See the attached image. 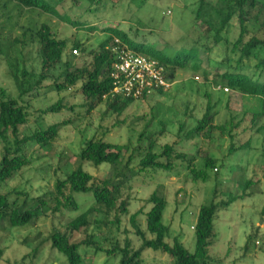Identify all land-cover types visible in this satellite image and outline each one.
<instances>
[{
	"label": "rangeland",
	"instance_id": "obj_1",
	"mask_svg": "<svg viewBox=\"0 0 264 264\" xmlns=\"http://www.w3.org/2000/svg\"><path fill=\"white\" fill-rule=\"evenodd\" d=\"M47 1L57 14L37 10L21 12L9 0H0V90H5L11 98L18 96L11 74L15 66L19 76L23 71L39 74L37 45L29 42V38L24 45L22 42L24 29L36 28L41 23H48L59 38L69 41L66 55L71 52L77 60L82 53L74 54L72 43L84 45L87 52L96 51L101 43L113 38L105 32L108 29L119 30L133 43L160 52L175 53L196 43L200 47L197 62L210 74L205 81L190 66L176 71L175 78L169 80L167 91L134 101L121 115L109 110L104 101L88 112L83 106L79 86L58 93L52 89L53 79L44 81L20 102L27 111L28 120L18 129L19 139L51 125L67 124L60 127L57 138L47 149L34 142L22 146V154L30 164L15 178L0 185V195L15 190L25 194L30 202L53 191L57 179L64 180L79 166L78 155L85 142L101 139L118 146L122 163L132 157L129 168L138 173L123 192V199L130 202L129 214H111L107 219L94 215L93 221L101 223L97 228L93 224L85 233L83 230L72 235L73 242H81L87 234L93 235L104 250L111 249L116 243L123 247L125 240L137 250L142 242L135 236L130 216L148 212L151 205L146 201L154 192L167 202L163 224L168 227L169 235L165 242L171 245L177 239L190 254H194L192 228L200 207L209 204L216 194L218 202L234 198L236 201L227 210H221L213 223L215 237L209 247L211 264H264V130L259 132L264 117L255 118L260 110L257 99L234 91L220 95L213 84L219 82L217 73L221 75L236 67L239 54L232 51V44L239 36L236 19L221 32L223 40L217 44L215 32L206 33L205 25L196 20L199 0H144L142 3L138 0L133 3L131 0H106L105 7L89 5L85 0ZM247 29L251 34H257L259 26L250 22ZM84 61L89 63L90 58ZM255 62L252 59L251 64ZM57 76L58 73H54V78ZM205 92L211 94L212 105L217 103L218 116L214 124L228 126L232 131L231 138L220 136L219 131L213 132L210 142H205L202 136H186L205 113L208 103ZM60 99L66 107L61 113H43ZM1 131L0 127V160L4 147L14 149V138L8 133L3 140ZM140 135L143 136L141 140ZM150 141L154 142L153 152L157 155L162 153L164 146L173 147L171 170L140 171V161L146 155ZM230 143L237 149H245L229 155ZM176 154L194 158L196 167L204 156L209 155L216 162V170L209 172L207 182H194L190 175L193 163L189 166L186 161L175 159ZM160 161L165 163L166 158ZM82 168L98 179H105L111 171L105 165L82 164ZM247 181L254 185L243 192ZM73 198L78 204L77 210L67 209L60 214L46 211L34 226L11 228L7 223H0V264H21L24 257H29L26 258L29 264H67L62 254L51 249L48 237L53 230L65 232L69 220L94 203L91 194L75 193ZM137 221L145 229V216L139 215ZM248 237L251 240L245 249ZM153 238L146 233L147 240ZM79 252L83 264H119L120 260L119 256L109 259L104 253L96 254L91 247H83ZM141 258L144 264H175L161 251L146 249Z\"/></svg>",
	"mask_w": 264,
	"mask_h": 264
},
{
	"label": "trees",
	"instance_id": "obj_2",
	"mask_svg": "<svg viewBox=\"0 0 264 264\" xmlns=\"http://www.w3.org/2000/svg\"><path fill=\"white\" fill-rule=\"evenodd\" d=\"M85 1L89 5L103 7L108 3L106 0ZM133 1L131 0L132 3ZM9 2L13 3L14 7L19 8L21 12L23 10H37L45 14H57L54 6L47 0H9ZM139 2L142 3L144 0H138ZM198 2V8L195 13L196 20H200L205 25L206 33H209L210 30L215 32V43L222 42L223 39L220 34L227 30L233 19H236L239 29V36L232 44V51L239 54L236 67L225 71L221 75L217 73L215 76L219 78V82L213 84L218 88L220 95H224V90L226 89V93L234 91L243 96L257 99L260 110L255 118H263L264 0H199ZM94 12L91 11V13ZM250 22L259 26L257 34H251L248 31L247 25ZM105 32L112 34L113 38L101 43L96 51L87 52V48L84 45L78 42L72 43L71 49L82 53V57L77 60L76 56L71 55V52L70 55H66L69 41L59 38L48 23H41L36 28L28 27L24 29V41L22 44L27 43L29 38V42L37 45L40 71L37 75L23 71L19 76L16 66L15 71L11 70L18 92L17 99L11 98L5 90H0L1 137L6 140L4 139L5 134L10 133L14 138L13 151L7 147L3 148L0 160V185L12 180L29 166L30 161L22 154V146L34 142L41 148L47 149L57 138L60 127L67 124L64 122L51 125L47 129L35 131L30 137L19 139L18 129L25 125L28 120L27 111L20 105V102L27 94L37 90L44 81L53 79L52 89L58 93L79 86V93L84 100L83 106L88 112H91L104 101L107 103L109 110L121 115L134 103L131 99H124L112 92L113 82L110 72L114 62V55L111 51V46L115 44V39L121 41L134 52L158 61L165 69V79L172 81L175 78L176 71L185 70L190 66L194 72L200 73L204 80L208 81L210 72L206 69L203 70L200 63L197 62V52L200 47H197L196 43H193L189 49L167 53L135 44L128 39L126 34L119 30L108 29ZM202 49L208 50L206 47H202ZM0 54H2L1 51ZM260 56L263 57L259 58ZM87 57L90 58L89 63L84 61ZM252 59L256 60L255 64H251ZM54 73H58L55 78ZM154 94H163V92L157 91ZM204 97L208 102L205 113L201 119L196 121L195 126L186 133V136L189 138L202 136L205 142H210L213 139V132L219 131L220 136L225 135L231 138L232 131L228 129V126L214 124L218 116L217 103L211 104V94L208 92H205ZM65 108L63 101L60 99L55 104L47 107L43 113L59 114ZM230 128H232V125H230ZM181 129L182 126L180 127ZM262 130H264V125L259 128V132ZM142 138L143 136L140 135L139 140ZM153 146L154 142L150 141L146 155L140 161V171L148 169L152 171L171 170L173 147L164 146L162 153L157 155L153 152ZM244 149L245 147L237 149L231 144L229 155ZM163 157L166 158L165 163L160 161ZM120 158L121 154L118 146L101 139L86 141L78 155L79 166L72 170L64 180L57 179L53 191L30 202L26 200L25 194L15 190L8 194H1L0 223H7L11 228L34 226L45 216L46 211L52 214H60L67 209L77 210L78 204L73 198V194H91L94 200L91 207H88L71 221L69 220L64 227L65 232L53 230L48 237L51 249L62 254L66 258L67 264H83V257L79 252L83 247H91L96 254L104 253L109 259L119 256V264H144L141 257L146 249L161 251L169 255L175 264H211L209 247L215 237L213 223L218 213L221 210H227L236 201V198L228 202H218L216 194H214L209 204L200 207L197 221L193 226L195 236L194 254H190L177 239L173 240L171 245L165 242V238L169 235L168 227L163 224V213L167 207V202L154 192L146 201L147 205H151V209L148 212H138L130 216L135 236L142 242L137 250L131 248V243L128 240H125L123 247L116 243L111 249L104 250L94 240L93 235L87 234L79 243L72 241V235H78L83 230L85 233L93 224L97 228L101 221L96 220L94 222V215H101L103 219H107L111 214L117 216L118 214L122 216L129 214L130 202L128 199H123V192L138 173L129 168L132 157H129L124 163L120 161ZM174 158L186 161L189 166L194 162V158L188 159L181 154H176ZM215 163L214 159L209 155L202 158V162L198 167L193 163L190 172L192 181L207 182L209 180V172L215 169ZM82 164H91L95 167L105 165L111 171L105 179H98L84 171ZM252 185H254L252 181H247L243 192L246 191L245 188ZM139 215L145 216V229H142L137 221ZM146 233L151 234L154 238L147 240ZM250 240L251 238L248 237L245 249L248 248ZM26 258L28 259L29 257H24L21 264H29V262H26Z\"/></svg>",
	"mask_w": 264,
	"mask_h": 264
},
{
	"label": "built area",
	"instance_id": "obj_3",
	"mask_svg": "<svg viewBox=\"0 0 264 264\" xmlns=\"http://www.w3.org/2000/svg\"><path fill=\"white\" fill-rule=\"evenodd\" d=\"M114 43L111 46L114 62L110 72L114 94L139 101L170 88L169 80L165 79V69L158 61L132 51L119 41ZM224 91L227 92L226 89Z\"/></svg>",
	"mask_w": 264,
	"mask_h": 264
},
{
	"label": "clouds",
	"instance_id": "obj_4",
	"mask_svg": "<svg viewBox=\"0 0 264 264\" xmlns=\"http://www.w3.org/2000/svg\"><path fill=\"white\" fill-rule=\"evenodd\" d=\"M124 45V44H123ZM126 46V45H125ZM133 51V50H132ZM193 229V228H192Z\"/></svg>",
	"mask_w": 264,
	"mask_h": 264
}]
</instances>
